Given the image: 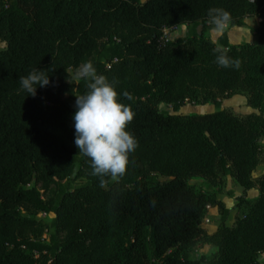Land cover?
<instances>
[{
  "label": "trees",
  "instance_id": "1",
  "mask_svg": "<svg viewBox=\"0 0 264 264\" xmlns=\"http://www.w3.org/2000/svg\"><path fill=\"white\" fill-rule=\"evenodd\" d=\"M211 8L228 11L234 26L260 18L256 41L232 44L225 31L213 44L204 35ZM182 23L186 35L163 38ZM0 40V264H146V256L149 264H203L190 251L201 240L216 247L212 264H257L264 173H252L264 146V0H0ZM217 46L241 67H219ZM89 61L135 113L127 131L138 147L125 175L103 177V186L74 143L76 95L88 89L85 80L68 82L69 69ZM36 68L50 84L32 97L18 79ZM235 94L258 112L223 109L222 98ZM185 102L216 110L175 114ZM219 174L256 186L258 196H238L229 209L188 184ZM208 204L220 210L213 234L203 228Z\"/></svg>",
  "mask_w": 264,
  "mask_h": 264
},
{
  "label": "clouds",
  "instance_id": "2",
  "mask_svg": "<svg viewBox=\"0 0 264 264\" xmlns=\"http://www.w3.org/2000/svg\"><path fill=\"white\" fill-rule=\"evenodd\" d=\"M207 16L211 42L218 44L217 37L228 30L231 24V14L223 9L211 8ZM180 28L186 32L188 25L182 23ZM213 52L216 54L214 62L219 67L237 70L241 67V61L230 58L227 49L217 46L213 48ZM74 76L77 80L87 81L88 89L86 93L76 95V112L72 117L75 128L74 143L78 153L90 159L92 174L101 177L100 184L103 186V177L118 180L125 175L129 154L138 147L137 139L127 131L135 113L130 106L118 102V93L113 84L105 76L98 75L90 61L77 68ZM18 80L19 90L32 97L36 96L38 86L45 87L50 84L46 71L37 68L25 76H20ZM123 95L132 99L128 92ZM257 264H264V252H258Z\"/></svg>",
  "mask_w": 264,
  "mask_h": 264
},
{
  "label": "rangeland",
  "instance_id": "3",
  "mask_svg": "<svg viewBox=\"0 0 264 264\" xmlns=\"http://www.w3.org/2000/svg\"><path fill=\"white\" fill-rule=\"evenodd\" d=\"M253 24L250 23V26H248V29H244V27H239V26H234V25H230L227 33H229L228 35V39L229 42L232 44H241L244 42H255L257 39V35L253 34V30L254 27L251 26ZM181 28L180 26L174 27L173 29L168 30L167 32V39L170 40H174L176 37H178L181 33ZM201 31V29L199 30ZM177 33H179V35H177ZM205 36H208L210 38V33L208 32H204ZM6 47L5 42H3L2 40H0V50L4 49ZM76 69L70 68L69 72H70V76L68 79V82L71 85L76 84L77 79H75L74 73H75ZM224 98H222L221 101H223ZM223 103V102H222ZM156 106L158 108L159 111H167V112H171V107L170 105H166L162 102L156 103ZM198 108V104L196 103H192V102H185L184 105L182 106V108L176 112L175 114H180V115H188V114H194V112L197 111ZM201 108V107H200ZM225 108L228 109V111L234 112L235 109L234 108H228L227 105L225 104ZM201 110H205V109H201ZM236 112V111H235ZM245 115L244 113H239L238 116H243ZM264 160V146L263 148L260 150L259 153V162H262ZM168 178H163V177H159V180L163 181L166 180ZM188 184L192 187H194L195 189H197L200 193H203L205 195H208L210 193H214L217 194H224V195H229V191L233 192V189H226V185L227 183H223L222 177L218 176L217 179H215L214 181L211 180H206L203 179L201 177H191L188 180ZM80 183V180H74L72 181V184H78ZM233 187H235L236 183H232ZM217 197V196H216ZM222 203V202H221ZM223 204V203H222ZM220 213V210L218 208L217 205L214 204H208L205 207L204 210V216H207L208 218V224L210 223V218H211V222L213 217L216 216V213ZM39 216H41L44 220L49 221L51 218L54 217L53 213H39ZM210 217V218H209ZM213 221L215 222V220L213 219ZM204 223V224H207ZM216 250V247L213 246L212 244L209 243H205L203 240L197 242L193 247L190 248V251L192 252L193 256L195 258H203V264H212L213 262L211 261V255L213 254V252ZM145 262L146 264H149L150 262V258L148 256L145 257Z\"/></svg>",
  "mask_w": 264,
  "mask_h": 264
},
{
  "label": "crops",
  "instance_id": "4",
  "mask_svg": "<svg viewBox=\"0 0 264 264\" xmlns=\"http://www.w3.org/2000/svg\"><path fill=\"white\" fill-rule=\"evenodd\" d=\"M260 22V18L257 17H248L245 20V26H239V27H244V29H248L247 27L250 26V23L253 24L251 26L254 27V29H256L259 25ZM180 26V25H179ZM189 28V27H188ZM188 28L187 31H181L180 35H186L188 33ZM253 34L254 31H253ZM227 35H229V33H227ZM222 108L227 110L225 108V104L227 105L228 108H234L235 111L231 112L233 115H238L239 113H244V114H249V113H257L258 111L250 106L247 105V101L245 96L240 95V94H235L229 98H224L222 101ZM201 107V108H200ZM201 109H205V110H201ZM215 107L210 104V103H206V104H198V108L197 111L194 112L195 113H208V112H213L215 111ZM261 143L264 145V138L261 139ZM264 173V160L262 162H259L257 164V166L255 167V170L252 173V177L254 180H256L258 177H260L262 174ZM218 176L222 177L223 183H227L226 185V189H233V192L229 191V195H224V194H220L217 192L216 194V199L218 201H221L223 203V205L226 208L231 209L235 203H236V197L238 196H243L248 200L253 201L254 199H256V197L258 196V189L256 186H253L252 188L245 190L243 189L239 184H237L236 180L234 179V177L230 176V175H221L219 174ZM232 183H236L235 187H233ZM207 218V216H205ZM210 218V217H209ZM213 219L215 220V222L213 221ZM212 222H211V218H210V223L208 224H203V228L204 231L207 234H213L217 231L219 224H220V213H216V216L213 217ZM216 250L213 252L215 253Z\"/></svg>",
  "mask_w": 264,
  "mask_h": 264
},
{
  "label": "built area",
  "instance_id": "5",
  "mask_svg": "<svg viewBox=\"0 0 264 264\" xmlns=\"http://www.w3.org/2000/svg\"><path fill=\"white\" fill-rule=\"evenodd\" d=\"M169 29H166L163 33V38L167 39L166 35ZM208 222V218L204 217L203 224Z\"/></svg>",
  "mask_w": 264,
  "mask_h": 264
}]
</instances>
